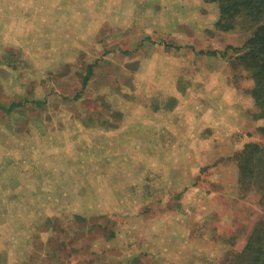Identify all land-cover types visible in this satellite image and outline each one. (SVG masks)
Returning <instances> with one entry per match:
<instances>
[{
  "label": "rangeland",
  "instance_id": "374dc122",
  "mask_svg": "<svg viewBox=\"0 0 264 264\" xmlns=\"http://www.w3.org/2000/svg\"><path fill=\"white\" fill-rule=\"evenodd\" d=\"M217 14L204 0H0V105L43 102L0 110V264L242 251L264 206L235 157L264 138L234 93L250 82L233 80L231 48L250 32L216 31Z\"/></svg>",
  "mask_w": 264,
  "mask_h": 264
},
{
  "label": "trees",
  "instance_id": "16d2710c",
  "mask_svg": "<svg viewBox=\"0 0 264 264\" xmlns=\"http://www.w3.org/2000/svg\"><path fill=\"white\" fill-rule=\"evenodd\" d=\"M206 4H214L218 18L214 28L219 32H233L237 27L249 31L250 36L241 48H231L235 54L231 61L233 80L243 77L249 88L242 90L243 96L235 88L236 100L241 105L247 100L252 109L242 108L244 117L260 121L256 131L264 138V0H204ZM216 55L215 52H205ZM227 56V55H226ZM5 60L4 63H7ZM93 66H88L82 82L85 85L92 75ZM232 80L229 82L231 89ZM41 107L43 102L20 101L11 102L0 110L6 114L18 111L27 104ZM238 171V186L244 190H254L260 196V204L264 206V144L244 143L235 157ZM224 264H264V220H259L247 238L240 253L230 255Z\"/></svg>",
  "mask_w": 264,
  "mask_h": 264
}]
</instances>
